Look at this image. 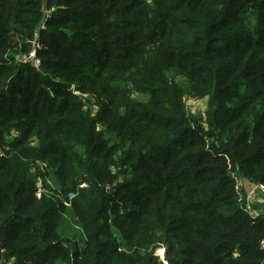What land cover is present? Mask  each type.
<instances>
[{
    "label": "trees",
    "instance_id": "trees-1",
    "mask_svg": "<svg viewBox=\"0 0 264 264\" xmlns=\"http://www.w3.org/2000/svg\"><path fill=\"white\" fill-rule=\"evenodd\" d=\"M240 180L264 186V0H0V264H264Z\"/></svg>",
    "mask_w": 264,
    "mask_h": 264
},
{
    "label": "rangeland",
    "instance_id": "rangeland-1",
    "mask_svg": "<svg viewBox=\"0 0 264 264\" xmlns=\"http://www.w3.org/2000/svg\"><path fill=\"white\" fill-rule=\"evenodd\" d=\"M45 13L48 14V11H45ZM34 46H36V44H34ZM32 51H34V49ZM87 97L91 98V94L88 93ZM206 102H207L206 98H198V99L188 98L186 99L185 104H186L188 111H190L196 116H199V115L202 116L206 109ZM244 183L246 182L240 180L238 183V186H239V191L241 193V198L243 199L244 197L245 199L246 208H249L251 210L250 213H252V215L254 216L259 213L264 212V192L259 189H256L253 193H248L246 189L244 190V187L247 186V184H244ZM252 185L253 184L250 183L248 187L253 188ZM159 250L160 249H157L156 252L158 253ZM160 258H163V252H162V255H160Z\"/></svg>",
    "mask_w": 264,
    "mask_h": 264
},
{
    "label": "built area",
    "instance_id": "built-area-1",
    "mask_svg": "<svg viewBox=\"0 0 264 264\" xmlns=\"http://www.w3.org/2000/svg\"><path fill=\"white\" fill-rule=\"evenodd\" d=\"M26 59H31V60H33L34 65H35L36 67L39 66V60L35 57V51L30 52ZM72 91H73L74 94H79L78 90L73 89ZM46 167H47V164H46L45 162H41V161L36 162V166L32 168V172H33V173H37V172L39 171L40 173H44L45 170H46V169H45ZM48 183H49L50 186H51V183H50V182H48ZM85 186H86L85 183H81V184L79 185L80 188L85 187ZM252 186H253V188L250 187V191H249V193H253L256 189H259V190H261V191L264 192V186H263L262 184H253ZM236 191H237L238 199L241 201L242 198H241V193H240V191H239L238 183H237V185H236ZM46 192H47V189H45V188L43 187V184H42V182L40 181V177H38L37 184H36V188H35V195H36V197H37V198H41L42 195H43V193H46ZM48 193H51V191H50V192L48 191ZM73 196H74V194L72 193V194H70L69 197L72 198ZM64 203H65L66 205H69V202L66 201V200L64 201ZM246 209H247L249 212L251 211L249 208H246ZM251 214H252V213H251ZM262 246H263V250H264V242H263Z\"/></svg>",
    "mask_w": 264,
    "mask_h": 264
},
{
    "label": "crops",
    "instance_id": "crops-1",
    "mask_svg": "<svg viewBox=\"0 0 264 264\" xmlns=\"http://www.w3.org/2000/svg\"><path fill=\"white\" fill-rule=\"evenodd\" d=\"M244 182H246L244 184H247V186L245 185L246 187H244V190L246 189L248 191V193H249L250 187H248V186H249L250 183L248 181H245V180H244Z\"/></svg>",
    "mask_w": 264,
    "mask_h": 264
}]
</instances>
